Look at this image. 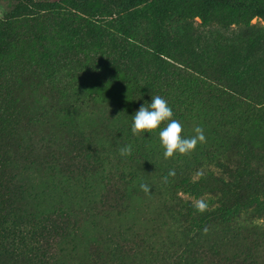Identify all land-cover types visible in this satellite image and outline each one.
Wrapping results in <instances>:
<instances>
[{
	"label": "rangeland",
	"instance_id": "rangeland-1",
	"mask_svg": "<svg viewBox=\"0 0 264 264\" xmlns=\"http://www.w3.org/2000/svg\"><path fill=\"white\" fill-rule=\"evenodd\" d=\"M68 1L75 6L0 0V157L13 164L2 172L7 190L0 191V202L16 215L26 210L50 218L59 210L71 218L68 224L47 223L52 250L28 236L25 244L41 250L33 261L21 259L23 264H43L47 256L50 264H163L162 254L183 249L176 226L192 224L182 201L204 200L212 209L242 204L253 193L263 199L260 186H252L260 177L264 185V41L254 36L264 19L253 15L255 30L236 22L235 11L253 9L249 0H218L209 26L184 18L202 0H176V11L161 16L149 12L148 0ZM127 37L151 51L133 50L138 46L127 45ZM146 77L171 88L161 97L183 125L182 135L191 137L200 126L206 142L165 158L158 132L132 133V115L160 96L142 90ZM126 144L132 154L122 157ZM186 167L193 180L204 176L197 199L176 192V172ZM169 170L175 176L165 181ZM13 176L19 183L11 182ZM166 190L181 201L170 203L162 195ZM259 223L238 232L249 261L241 255L244 260L230 257L229 264H264ZM205 239L190 237L193 261L204 256ZM218 251L219 258L206 255V264H226L223 256L235 250ZM10 262L0 255V264Z\"/></svg>",
	"mask_w": 264,
	"mask_h": 264
},
{
	"label": "trees",
	"instance_id": "trees-1",
	"mask_svg": "<svg viewBox=\"0 0 264 264\" xmlns=\"http://www.w3.org/2000/svg\"><path fill=\"white\" fill-rule=\"evenodd\" d=\"M64 1H66L65 3L68 6H75V4L71 1L68 0H64ZM249 2L254 4L252 10L242 9L239 12L235 11L234 16L237 17L236 22L241 23L242 25H244L245 28H248L250 30H255V27L250 25V21L252 17H254L253 15H256L255 17L264 19V3L261 0H249ZM175 3L176 0H148L147 7L151 14H155L156 16H161L166 14L167 12H171L174 10L176 11L177 8H173ZM220 3L221 2L218 0H202V3L199 4L196 8L189 9L188 14L186 11L184 18L185 20H188L190 18L197 17L201 21L202 26H209L215 14L213 13V10L211 8H214L217 4L219 5ZM49 10L50 9H48V11ZM73 11L75 10L73 9ZM75 12L77 14L82 15L84 18H87L89 15H91L89 14V12L86 11L82 13L78 11ZM184 12L180 14L184 15ZM190 12H192L191 15ZM26 17L31 18V16H26ZM217 21L224 22L225 20L221 18ZM254 36L256 37V40L258 39L263 43L264 28H260V30L254 34ZM132 41H134L135 44L138 46V47L132 46L133 50H136L139 53H142L147 49L151 51V49L133 40L131 37H127L126 44L129 45V43ZM257 44H259V42ZM254 46L255 43L251 41L248 47V51L252 52L254 50ZM0 64H1V60H0ZM170 76L173 77L174 74H171ZM2 78H3V73H0V80ZM143 80L144 81L142 82V87H141L142 90L143 89L155 90L159 92L160 96L163 95L164 98L168 97L169 94L171 93V88L164 90L163 87L162 88L159 87L160 83L158 79L154 80L146 77ZM138 84H140V81H138ZM209 85L210 88H213L215 90V86L213 84H209ZM222 88H223V92L227 93L228 96L235 95V93L230 91L227 87H222ZM156 132H158V130H154L150 133H145V134L152 135V134H156ZM231 146H234L233 147L234 149L238 145L232 143ZM249 147L250 146H248L246 149H249ZM253 149L256 148L253 147ZM7 158L8 156H6L5 154L0 157V177H1L0 182H2V176H4L3 173L6 174V171L10 168V166L13 167L12 161ZM218 164L219 166L224 167V164H222L221 162H218ZM189 171L190 169L186 167L185 169L179 168V170L176 172L178 173L176 174V176L179 179L176 186V192L186 194L188 196L193 197L194 199H197L203 195L205 189V187L203 186L204 176H198L199 177L198 180L195 181L193 180L192 173L191 172L187 173ZM261 179L262 177H260L258 183L252 187H255L256 185L260 186L261 193L263 194V199H260L258 195L253 193V194H249L248 198L242 204H239L240 203L239 200H235L228 205H222L212 209L207 207V209L204 212L197 211L195 204H193L192 202L182 201L184 202V204L181 206V208H183L184 211H187L189 215L188 217L192 220V224H190L189 227H184V228L180 225L176 226L175 234L179 236L183 241V244L180 246L183 247V249L181 252H178L177 250L176 252L168 251L167 254H162L161 255L162 263L163 264H206L207 261L206 255H210L214 259L219 258L221 252L218 250H220L222 247L235 250L232 256L229 254L230 252L227 253V255L223 256L224 262L226 264H229L230 257L231 259H233L234 257L235 259H242V260L246 259V261H249L251 257L249 252L243 250V248L238 244L239 241L240 243L242 242V240H240V238L238 237V232L239 229L242 228V226L244 225L249 227L258 226L259 221H261V223H259L258 228L261 230L262 234L264 235V192H263L264 185L263 186L260 185L259 182ZM19 180L20 179L17 176H13L11 178V182L14 183L16 182L19 183L18 182ZM6 186L7 185H2L0 183V191L6 193L7 190ZM18 191L16 192V197L20 198ZM166 191L168 192H165L162 195L164 196L165 199L169 200L170 203L172 202L174 203L176 202V200L177 201L180 200L179 198L176 197L174 198L173 196H171L169 190ZM18 200L21 201V198ZM9 210L10 209H8V207L5 206L3 202H0V255L6 254L8 257H11V262H10L11 264H23V261L21 259H27L33 261L31 259V256L33 257V259L39 256V254H37L41 250L39 246L32 248L29 247L27 244H25L26 243L25 239L30 235L37 237L38 240L41 239L42 242H44L47 246L50 247L49 250L54 249L55 244L54 245L49 244L46 240L47 239L46 233L48 232L45 229L48 227L47 223L51 221L56 223L59 220L58 222H61L62 224H68L69 220L71 219L69 217V214H65L59 210L49 212L48 217L50 218L45 217L46 214H27L28 212L26 210H22V211L16 210L20 212V214L16 215V213H13ZM203 234L207 238L203 241V249H205L206 252L204 256L201 255V257H198V259L195 260L196 261L195 262L191 259L189 255V249L192 247V243H191L192 240H190V237L199 238L200 236V238H202L204 236ZM56 237L58 236L56 235ZM21 242H23L22 245L20 244ZM17 248H19L20 250ZM56 250L57 248L54 251ZM143 250H146V246H144ZM33 253L35 254L33 255ZM241 255H243L244 259L242 258ZM144 261L149 263L152 261V259L150 260L147 257ZM43 264H50V258L48 256L43 262Z\"/></svg>",
	"mask_w": 264,
	"mask_h": 264
},
{
	"label": "clouds",
	"instance_id": "clouds-1",
	"mask_svg": "<svg viewBox=\"0 0 264 264\" xmlns=\"http://www.w3.org/2000/svg\"><path fill=\"white\" fill-rule=\"evenodd\" d=\"M174 117L172 108L168 101L159 95L152 96L150 102H144L132 115L131 131L134 135H144L158 130V138L161 147L164 149L165 158L174 155L188 154L196 149L198 144L206 142L203 128L195 127V135L185 137L182 135L183 125ZM163 125V126H162ZM132 145L126 144L120 149L122 157L132 154ZM169 176H175L174 170H169L168 175L163 179L167 181ZM145 193L150 192L147 184H140ZM197 211L204 212L208 205L204 200H198L195 204Z\"/></svg>",
	"mask_w": 264,
	"mask_h": 264
}]
</instances>
